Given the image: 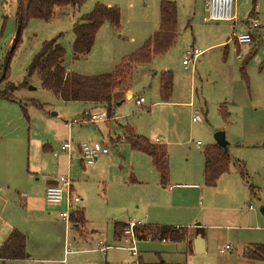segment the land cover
I'll return each instance as SVG.
<instances>
[{"label": "rangeland", "instance_id": "obj_1", "mask_svg": "<svg viewBox=\"0 0 264 264\" xmlns=\"http://www.w3.org/2000/svg\"><path fill=\"white\" fill-rule=\"evenodd\" d=\"M160 1L83 0L79 7L55 9L48 20L32 18L23 28L7 71V80L17 86L14 100L0 99V227L3 220L23 209L14 197L15 189L23 193L37 189L44 181L43 174L50 173L72 180L75 194L82 197L86 226L93 234L87 241L80 240L79 234L85 235L86 229L61 221L54 204L45 202V209L30 210L35 224L27 234L32 251L26 248V252L31 256L0 260V264H237L234 259L244 238L264 243V233L244 230L264 224L260 211L264 207V71H260L264 0H233L235 19L231 21H203L206 0H171L177 6L175 44L150 63L133 65L122 85L130 95L123 92L119 96L122 103L114 106L105 122L75 123L68 133L64 125L81 119L87 105L62 101L40 86L36 74L27 77L42 44L53 39L64 47L62 65L68 71L82 75L111 72L158 29ZM97 3L119 9V27L103 23L90 52L75 60L73 26ZM17 6V0H0V78L16 37ZM245 32L253 39L237 43L235 36ZM189 48L202 54L186 68L182 59ZM163 71L172 75L167 100L159 93ZM5 81L0 82V89ZM136 95L144 97L141 107L135 104ZM193 115L200 120L192 121ZM125 126L151 143L166 144L169 184L180 186L172 185L169 190L161 187L155 172L152 177L141 175L139 155L149 156L132 150L123 139L111 140L121 136ZM219 131L224 133L232 163L216 185L208 187L202 175L203 150L216 143L214 135ZM67 135L74 147L69 172L68 154L60 150ZM155 138L158 142H153ZM87 140L102 142L108 154L105 160L99 162L98 157L92 165L83 163L82 167L75 144ZM61 154L63 158L58 157ZM250 212L260 220H251ZM146 214L151 218L146 219L148 224L178 222L176 225L188 229L200 224V232L208 236L207 250L189 256L184 242L145 238L136 241V253L131 255L121 237L123 228L118 235L121 241H114L113 223L133 216L141 221ZM99 239L112 247L105 253L100 251L96 248ZM225 245L230 246V252L220 253ZM66 248L71 252L65 254Z\"/></svg>", "mask_w": 264, "mask_h": 264}, {"label": "trees", "instance_id": "obj_2", "mask_svg": "<svg viewBox=\"0 0 264 264\" xmlns=\"http://www.w3.org/2000/svg\"><path fill=\"white\" fill-rule=\"evenodd\" d=\"M83 0H17L16 37L10 48L8 57L3 64V73L0 82L5 85L0 89V99L13 101L14 91L17 86L7 80V71L10 56L17 44L20 33L32 18L44 20L50 19L55 9L62 6L79 7ZM107 22L112 28H118L120 12L117 7L107 6L101 3L95 4L91 11L81 17L74 24V39L71 44L73 59L84 58L91 50L96 34L103 23ZM264 29V25H263ZM177 38V6L174 1L161 0L159 5L158 29L150 38L133 51L124 56L111 72L82 75L68 71L63 65L64 47L56 39L45 41L40 51L34 56L27 69V77L36 74L40 86L50 91L62 101H80L90 103L93 106H102L107 112L112 113V103L115 91H124L127 87L122 86L131 72L133 65L150 63L156 56L164 55L175 44ZM253 35H251V40ZM260 71H264V60L261 62ZM172 92V75L169 71H163L159 75V93L162 100H167ZM41 106V105H39ZM25 111V108L22 106ZM124 140L133 150L141 151L151 158L152 165L159 177L161 186L166 187L169 181V158L165 145L151 143L145 137L137 134L129 126L124 127ZM203 182L205 186H215L221 175L229 171L231 157L227 147L224 148L216 143L203 150ZM240 165V162L238 161ZM241 175L245 178L243 167ZM251 193L254 187L249 186ZM70 221L76 228L85 225L83 210L71 214ZM126 224L116 223L115 231L124 228ZM138 239H145L151 235V240H165L170 242H184L191 239L186 227L168 225H142L135 228ZM248 259L264 261V244H255L248 247L243 254ZM26 236L17 229H12L0 245V260L25 259Z\"/></svg>", "mask_w": 264, "mask_h": 264}, {"label": "crops", "instance_id": "obj_3", "mask_svg": "<svg viewBox=\"0 0 264 264\" xmlns=\"http://www.w3.org/2000/svg\"><path fill=\"white\" fill-rule=\"evenodd\" d=\"M127 91H128L127 88L124 91L118 90V89L115 91V94L113 96L112 113L115 110L114 106L119 105L123 101L119 96H121V94L123 92H125V94L127 96L130 95ZM137 96H142V95H136V96H134V101H135V97H137ZM5 101H7V100H5ZM84 104L87 105L86 106V109L87 110H93V109L103 108L102 106H93L90 103H84ZM64 126L67 128L68 133H70L71 130H72V128L74 127L73 124L72 125H64ZM132 130H134V129H132ZM137 134H139V133H137ZM69 135H67V136L69 137ZM124 136H125L124 135V128H122V135L121 136L120 135H117L115 137H111V140H113L115 142L116 141H120L122 139L124 140ZM65 140H67V138ZM158 140H159L158 138H155L153 142H158ZM87 141H89V142H97L96 140H87ZM79 142H81V141H78L75 145H77ZM98 143H102V142H98ZM212 144H214V143H212ZM165 146H166V144H165ZM166 148H167V146H166ZM135 151H137V150H135ZM138 152H140V153L148 156L147 154H145V153H143L141 151H138ZM167 153H168V149H167ZM106 155L107 154L100 155L99 156L100 159H98L99 162L102 159L105 160L106 159ZM139 156H140L139 157V161L141 162V175H142V173H144V174H147L150 177H152V174H154L153 172H155L157 174V172L155 171V169H154V167L152 165L151 158L148 157L150 159H147V157H143L142 155H139ZM58 157L63 158L64 155L61 154V155H58ZM67 158L68 159H67V167H66V169L69 172V169H71V164H72L71 163L72 154H71V156H68L67 155ZM168 158H169V153H168ZM231 163H232V160H231ZM79 164L82 167L84 166L82 162H80ZM157 176H158V174H157ZM58 177L59 176H56V175L54 176V175H52L50 173H46V174L44 173L43 174V178H44L43 180L44 181L41 184H39V186H38L37 189H34V190L33 189L32 190L30 189V192H24V193L21 192L20 189H17V190L15 189L16 196L14 195V197H16V201L18 202V204H20L23 207V209L16 210L13 214L10 215V217L7 220H3V225L0 227L1 228L0 229V233H1V235H0V245L5 240V238L7 237V235L9 234V232L12 229H17L20 232H22L23 234H25V236H26V248H28L30 251H32L31 248L29 247V243L27 241V234H29V235L31 234V228L35 224L34 223L35 220L32 218L33 215H31L30 210L31 209H36V210L39 211L40 209H42V210L45 209V206H46L45 205V202H46V200H45V189L49 185H57V184H59ZM169 178H170V161H169ZM221 178H222V175H221L220 179ZM158 181H159V177H158ZM71 182H72V180H71ZM169 182L170 181H168L166 187H163V186H161V187L162 188H167V189L171 190V188H173L172 185H174L176 187L177 186H180L177 183H172L170 185ZM72 188H73V191L75 192L74 186H73V182H72ZM7 190H8V188H7ZM27 194H30V196H28ZM21 201L24 202L23 205L21 204ZM36 202H37V205L34 206V203H36ZM51 205H53V204H51ZM53 206L54 207H52V208L57 211V218H59L58 217V212L65 207L64 206V203L54 204ZM79 208H80V210L82 209L83 212H84V207H82V197H81V201L79 203ZM249 208H251V207H249ZM260 211L264 213V207L262 209H260ZM84 217H85V213H84ZM249 218L251 220L256 221V222H258V220H260L259 217H257L254 213H251V212L249 214ZM134 219L135 218L133 216L132 219H130V220H134ZM146 219H151L149 214H146V216L144 217L143 220L140 221V219H135V221L139 222L141 224V226L142 225H155V224H152V223L148 224L146 222ZM85 220L87 222V219L86 218H85ZM130 220L127 219L125 221H115L113 223V239H114V241H116V242L117 241H121V237L119 238V236H118L119 235V232H120V229L118 231H115V224L116 223L127 224ZM86 222H85V225L83 227H81L82 230H83V228L86 229L85 235H82L80 233L81 231L79 230L80 231L79 232L80 233L79 236H81L80 237V240H82V241H87L88 239H91V235L93 234V230L88 229V227L86 226ZM176 224H179V223L178 222H175V225H172V224H158V225H168V226H175V227H183L182 225H176ZM199 225L200 224H198V223H195L194 225L192 224V227L189 228V229L185 226L188 229L189 234L191 235V239L190 240L184 241V244L186 245V254H189V256H191L192 254H194V252H196L195 251V243L194 242H195V238H196V236L198 234H200L201 237H202V241H201L202 247H201V250H200L199 253L205 252L207 250V247H208V236H206V235L203 236V234L200 232L201 227ZM247 227L248 228L245 227L244 230H251V231L258 232V233H255V234H260V232L264 233V224H256L254 226H247ZM258 236L259 235H257V237ZM256 239H258V238H256ZM159 241L162 242V243L169 242V241H165V240H159ZM104 243H105L104 239H99L96 242V248H98L100 251H103L105 253L112 246L111 245H104ZM242 244H243L242 245V249H241L240 253L237 255V259H234V260H236L237 264H261V263L264 264V261L263 260L248 259V258H246L243 255L244 252L248 249L249 246L255 245V244H264L263 242H260V240H251V237H248V238H244L243 239ZM103 247H105V248H103ZM30 251H29V253H31ZM228 251L230 252V248L228 249ZM30 256L31 255L27 254V256H26L25 259H28ZM232 258H234V256H232ZM19 260H24V259H19ZM185 261H186V259H185Z\"/></svg>", "mask_w": 264, "mask_h": 264}, {"label": "built area", "instance_id": "obj_4", "mask_svg": "<svg viewBox=\"0 0 264 264\" xmlns=\"http://www.w3.org/2000/svg\"><path fill=\"white\" fill-rule=\"evenodd\" d=\"M207 14L203 17V21L210 20H224L231 21L235 19L233 0H206L204 4ZM254 27V25H253ZM237 43H248L251 41V33L245 32L235 36ZM202 54V51L196 48H189L185 50L184 57L182 59V64L187 68L189 63H194L195 60ZM144 102L143 96L135 97V104L141 107ZM109 113L103 108L93 109L84 111L82 113L81 119L74 118L68 125L75 123H99L105 122L109 119ZM200 118L197 115L192 116V121H199ZM157 140V139H156ZM200 142L196 143L198 147ZM78 156L80 162L86 165H92L100 155L108 154V148L102 143L82 141L76 145ZM60 149L66 151L68 156H71V151L73 150L72 138L70 136L65 140ZM59 184L49 185L45 189V200L49 204H61L64 203V208L58 212V217L64 221L66 224H72L70 221V216L72 213L80 210L79 203L81 198L75 194L72 188V182L68 177L59 176ZM141 225L139 222L130 220L126 226L121 231V237L124 243L127 244L125 247L131 255H135L136 248L135 243L138 240L135 228ZM146 239L151 240V235H147ZM105 248V247H103ZM102 248V249H103ZM124 248V247H122ZM230 248L229 245H225L223 248L219 249L220 253H224ZM71 252L70 249H65V254Z\"/></svg>", "mask_w": 264, "mask_h": 264}, {"label": "water", "instance_id": "obj_5", "mask_svg": "<svg viewBox=\"0 0 264 264\" xmlns=\"http://www.w3.org/2000/svg\"><path fill=\"white\" fill-rule=\"evenodd\" d=\"M214 137H215V140H216V144H218V145H220V146H222L224 148L227 147L228 143H227V141L224 138V133L223 132L219 131V132L215 133ZM201 241H202V237H201L200 234H198L196 236L195 242H194L195 243V251L197 253H199L200 250H201V247H202Z\"/></svg>", "mask_w": 264, "mask_h": 264}]
</instances>
